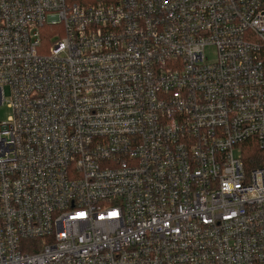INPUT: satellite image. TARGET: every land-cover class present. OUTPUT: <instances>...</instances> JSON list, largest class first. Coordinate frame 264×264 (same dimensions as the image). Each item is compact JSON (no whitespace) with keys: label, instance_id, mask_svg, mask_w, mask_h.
Here are the masks:
<instances>
[{"label":"built area","instance_id":"built-area-1","mask_svg":"<svg viewBox=\"0 0 264 264\" xmlns=\"http://www.w3.org/2000/svg\"><path fill=\"white\" fill-rule=\"evenodd\" d=\"M2 105L0 264H264V0H0Z\"/></svg>","mask_w":264,"mask_h":264},{"label":"rangeland","instance_id":"rangeland-1","mask_svg":"<svg viewBox=\"0 0 264 264\" xmlns=\"http://www.w3.org/2000/svg\"><path fill=\"white\" fill-rule=\"evenodd\" d=\"M60 34L58 29H51L46 30L42 33V36L46 42L53 43L58 39V35ZM204 54L207 57L208 63H214L216 60V54L213 47H206L204 50ZM11 112L10 110L5 106H0V123H6L7 120L10 118Z\"/></svg>","mask_w":264,"mask_h":264},{"label":"trees","instance_id":"trees-1","mask_svg":"<svg viewBox=\"0 0 264 264\" xmlns=\"http://www.w3.org/2000/svg\"><path fill=\"white\" fill-rule=\"evenodd\" d=\"M260 151L256 148H252L250 150L247 151V155H246V161L247 162H252V166L253 167H257L260 165L258 159H259V155H260Z\"/></svg>","mask_w":264,"mask_h":264}]
</instances>
